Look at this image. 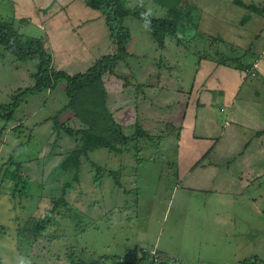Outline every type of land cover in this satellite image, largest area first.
Masks as SVG:
<instances>
[{
    "label": "rangeland",
    "instance_id": "374dc122",
    "mask_svg": "<svg viewBox=\"0 0 264 264\" xmlns=\"http://www.w3.org/2000/svg\"><path fill=\"white\" fill-rule=\"evenodd\" d=\"M54 1L0 0V18L14 21L26 38L49 37L51 26L40 16L54 10ZM234 1L143 0V6L140 0L127 2L142 15L151 8L150 18H166L170 9H179L190 19L198 17V28L184 23V33L166 36L161 47L143 21L126 20L132 34L130 57L106 75L105 85L107 107L124 127L110 131H124L128 140L117 144L120 153L103 148L83 157L78 179L75 169H57L79 149L81 135L55 130L54 117L64 111L60 120L66 127L84 126L64 110L65 83L26 95L14 109H0V264H90L99 259L103 264H264V176L238 196L191 189L180 177L194 158L180 157L173 138L179 129L173 121L181 118L178 103L193 87L206 90L235 65L258 64L253 52L264 37V14L250 13ZM245 1L264 7V0ZM59 4L68 8L72 0ZM246 17L250 20L244 23ZM67 21L77 26L76 19ZM62 32L65 36L59 37L62 43L54 53L57 70L86 72L115 51L101 20L75 33L63 25ZM51 40L56 38H49L53 49ZM71 40L85 48L75 49L70 63L64 50ZM219 61L221 71L210 82L208 71ZM36 72V61L21 62L0 43V106L14 104L34 86ZM249 76L242 91L247 96L256 90L252 84L264 83L262 76ZM261 100L264 103V96ZM139 127L152 137L137 136ZM103 128L98 134L103 135ZM17 186L24 192H14ZM61 200L70 208L53 213L44 235L29 241L32 233L22 231L46 219Z\"/></svg>",
    "mask_w": 264,
    "mask_h": 264
},
{
    "label": "crops",
    "instance_id": "0c3cea01",
    "mask_svg": "<svg viewBox=\"0 0 264 264\" xmlns=\"http://www.w3.org/2000/svg\"><path fill=\"white\" fill-rule=\"evenodd\" d=\"M59 2L60 0L53 2L54 10L51 13L45 12L40 16L45 24L51 26L47 30L48 38H56L55 41L51 40L54 53L62 43L59 37L65 36L62 32L63 25H68L70 31L75 33L99 20L106 24L103 14L88 7L86 0H72L68 8L66 5L64 8L59 7ZM66 8L67 10L63 11ZM87 9L99 13L93 15ZM39 10V14H42L43 9ZM68 18L77 20L75 28L72 21H67ZM23 20L21 22H24ZM262 38L264 37L257 41L253 54L259 59L258 64H255L258 68L256 75L264 78V60L261 61L264 40L259 44ZM65 45L64 51L70 63L75 59L74 50L85 48V45L78 46L72 40ZM214 68L208 71L210 82H214L216 73H219ZM247 80H243L241 74L232 70L206 90L201 88L200 91L193 87L188 98L185 94V97L177 102L181 108L178 110L181 118L178 120L176 117L173 121V125L180 128V139L176 147L180 157L194 158L186 169V174L180 177L187 187L200 191L214 189L217 193L238 196L243 195L242 189L264 176V135H260L264 133V103L261 100L264 96V83L252 84L256 86V90H251L247 96L242 93ZM228 184L231 186H226ZM236 188L237 191H234Z\"/></svg>",
    "mask_w": 264,
    "mask_h": 264
},
{
    "label": "trees",
    "instance_id": "16d2710c",
    "mask_svg": "<svg viewBox=\"0 0 264 264\" xmlns=\"http://www.w3.org/2000/svg\"><path fill=\"white\" fill-rule=\"evenodd\" d=\"M128 1L129 0H86L88 7L100 11L105 17L106 25L109 29L110 37L113 40L115 51L113 54L104 55L96 60L95 64L89 69V71L77 72L75 74H69L66 71L57 70L54 67V51L52 48L48 47V37L26 38L24 35L20 34L15 27L14 21L12 22V20L9 21L0 18V43L3 44L5 48L17 58V60L21 62H37V72L33 76L35 85L28 88L25 93L18 97L14 104L0 106V109L5 111H8L9 108L14 109L17 106H20L26 95L36 94L43 91H52L60 83H65V94L68 98V104L64 110H70L73 112L75 118L80 120L84 126L82 129L66 127L60 120L64 111H61L56 117H54V123L56 125L55 130L60 132L63 131L72 137L81 135V146L79 149L68 156L57 169L65 170V172L75 169V177L77 179L83 164V157L88 159L89 153L103 148H110L111 152L117 151L120 153L122 151L118 148L117 144L119 145L121 142V144L124 145L128 140L124 131H110L112 128L123 130L124 127L115 120V117L110 113L107 107V90L105 85L106 75L113 74L118 65L125 62L126 59L130 57L128 45L132 41V34L130 28L126 25V20L131 17H136L143 21L140 10L138 8H129L127 6ZM234 4L244 8L250 13L264 14V7H260L254 2L235 0ZM249 17L243 19L245 20L244 23L247 20H250L251 17ZM150 19L151 34L161 47H164L166 36H176L178 33H184L186 30L184 23H189L191 27L195 29L198 28V17L190 19L188 13L179 9H170L166 18ZM212 39L215 42H224L221 38L220 40L218 38ZM209 60L212 62L213 58H210ZM235 60H238V58ZM217 66H215V68L220 72L221 70L217 69L222 67L220 61L217 62ZM253 66H256L255 63ZM253 66L251 64L241 66L235 65L234 71L241 75H245L243 80L246 81L251 73L256 74V70H254ZM192 91L193 89H191V92ZM86 126L87 129H85ZM102 128L103 135H100L98 134V131L102 130ZM109 134L114 138L115 143L111 141L108 136ZM260 135H264V133H260ZM137 136L152 137L140 127L139 130H137ZM173 138H176L179 141L180 128L178 129L176 136H173ZM20 170H22L21 163H19V167L15 170V173H17L15 175L18 177V172ZM97 170L98 172L102 171L101 167L98 166ZM11 176L13 177L12 174ZM18 189L19 186L16 187V190L14 189V192H24L23 190ZM64 207L69 209L70 205L63 200L58 201L57 203L55 202L53 209L49 211L50 214L46 219L37 222L35 221L36 223L33 224L32 228L22 232H24V234L32 233V236L30 235L28 240L35 241L41 235H44L47 228L51 225V219L48 221L47 218L54 216L53 213L58 212L60 209L65 210ZM23 239L24 235L20 234L19 240ZM144 256L146 259L148 256L147 253H144ZM103 260L104 259H99L90 264H103ZM155 263L156 261H154L153 264Z\"/></svg>",
    "mask_w": 264,
    "mask_h": 264
},
{
    "label": "clouds",
    "instance_id": "9594fccd",
    "mask_svg": "<svg viewBox=\"0 0 264 264\" xmlns=\"http://www.w3.org/2000/svg\"><path fill=\"white\" fill-rule=\"evenodd\" d=\"M140 6H143V0H140ZM153 15L151 8H149L147 11H145L142 15L143 19V27L146 30H151V19L150 17Z\"/></svg>",
    "mask_w": 264,
    "mask_h": 264
}]
</instances>
